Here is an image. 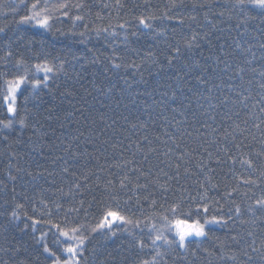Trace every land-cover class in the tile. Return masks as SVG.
<instances>
[{"label":"trees","instance_id":"trees-1","mask_svg":"<svg viewBox=\"0 0 264 264\" xmlns=\"http://www.w3.org/2000/svg\"><path fill=\"white\" fill-rule=\"evenodd\" d=\"M33 3L49 27L19 23ZM0 29V120L15 121L0 125V264H51L44 243L63 256L48 220L86 237L79 264H264V9L0 0ZM174 47L181 55L169 66ZM37 64L53 68L48 88L22 85L10 117L7 81L42 79ZM109 209L133 223L93 232ZM213 216L224 223L179 247L173 221ZM33 220L44 222L34 231ZM161 233L170 243L153 245Z\"/></svg>","mask_w":264,"mask_h":264},{"label":"snow or ice","instance_id":"snow-or-ice-1","mask_svg":"<svg viewBox=\"0 0 264 264\" xmlns=\"http://www.w3.org/2000/svg\"><path fill=\"white\" fill-rule=\"evenodd\" d=\"M245 2L252 4L254 7H259L261 9H264V0H238V3L240 5H243ZM21 3H24V0H21ZM184 4V0H169V6L170 8H176L179 6H182ZM37 3H33L31 5V15H24L20 18L19 23L21 24H26V23H30L33 20L36 21V23L43 28H47L49 27V17L44 16L43 18H38L41 16L40 12H36V11H32L34 9L37 8ZM60 7H65V5H60ZM15 10V9H14ZM44 11V10H42ZM154 18V17H151ZM191 19H195V17H190ZM75 19L79 20L81 19L80 17H75ZM182 23V21H179ZM139 24L141 26H143L144 28H150V25L146 22L145 18H139ZM121 28H124V25H120ZM3 29H0V32H2ZM115 35V34H113ZM133 36L136 35L135 32L132 33ZM125 41H127V36H125ZM196 39V35L193 34L192 40L187 42V47L191 48L192 47V41H194ZM223 47V46H221ZM237 47H239V45H237ZM262 48H264V45H261ZM149 56H151L152 54L149 53ZM181 55V50L178 47H174L170 50V53L167 57V63L169 66H172L174 61L176 59L179 58V56ZM19 64V61H18ZM129 66H133V65H129ZM36 72H43V78H37L35 76L29 77L27 74H25L24 76H20L14 80H10L7 81L8 84V90H7V95L4 96V101L7 104V112L9 113L10 117H14L17 112H18V108H17V91L21 88L22 85H26L28 83H31V89L33 93H36L38 89L41 88V86H43V88H48V81L50 79L49 77V73L53 72V68L48 66V65H39L37 64L36 66ZM113 68H120L121 64L119 63H113L112 65ZM138 67V66H137ZM191 67H196L199 68L201 67V65L199 64V62H195L194 65H189L187 63L184 64V68L185 69H189L191 70ZM262 76H264V73H261ZM176 78L177 79H182L183 77L180 76L179 72H177L176 74ZM196 80L198 83L200 84H204L205 81L201 78V76H197ZM261 88H264V84L260 85ZM209 91H211V89H209ZM67 95H71L70 92L66 93ZM164 95H167V93H164ZM169 99H175V94H173V96L169 97ZM25 100L27 101V97L25 98ZM14 119L10 118L7 120V122L0 120V125H2L4 128H11L14 124ZM19 124L21 128H24L26 126L25 124V118L21 117L19 120ZM245 163H247V161H245ZM251 166V165H249ZM64 171H67V169H64ZM187 171V169L185 170ZM29 175H31V173H29ZM8 179L10 180H15L16 177L9 175ZM109 184H111V181H109ZM122 188L125 187V184L123 183V181L121 182L120 185ZM213 187H215V185H213ZM113 199H115V196L112 197ZM205 196L202 195L201 199H204ZM153 204H155V201H153ZM257 204H259L261 207H264V200H260L257 201ZM19 207V206H18ZM57 207H59V205H57ZM171 212L173 214H175L178 210H179V205H173L171 207ZM197 210L199 211V206L197 208ZM208 207L207 205H205L203 207V211L205 213L208 212ZM239 208H237V212H239ZM13 217H15V213H13ZM165 220H167V217H165ZM44 221H37V220H33L32 224H33V229L35 231V226L39 223H42ZM119 222L121 224H132L133 221L126 218L124 215L120 214V212L118 211H114L109 209L108 211H106L104 218L101 220V222L99 224L96 225L95 228L92 229L93 232L97 231L98 229H102L107 227L109 229V231H112V226L114 225V223ZM46 223H48L49 225H51L52 228L56 229V231L59 233L58 236L54 237V243L56 245H60L61 249H62V253L66 254L68 256L67 259H63L61 254H58L57 251L53 250L48 243H44L43 244V253L45 254V261H51V264H79V261L77 260V253L80 251V247L84 244V240L86 239L85 236L81 235H74L75 233H78L80 231L79 228H70V229H64L61 228L58 224L53 223L51 220L46 221ZM173 226L175 227V232H176V236L178 237V242H179V247L181 249L186 248V241L188 240L189 237H203L206 235L205 230H204V224H209V223H213V224H220V223H224V221H222L221 219H218L217 217L213 216L210 220H206L204 222V224H201L199 222V220H193L191 223H189L187 220L185 219H176L175 221L172 222ZM72 233V234H70ZM48 235V233H43L41 235V237L39 238V241L44 240V238ZM60 237H63L65 240L67 241H75V244H67L64 245V243L61 241ZM164 239L165 243H170L167 239H165L161 234H157L155 239L152 240V244L155 245L156 241ZM143 247V245H141ZM253 251H257V249L253 248ZM159 254V253H158ZM245 255H247V253L245 252ZM233 257H229V259H232ZM248 259L251 260L252 257L248 256ZM261 259H264V256H261ZM143 264H149L148 261H144ZM152 264H155V262L153 261Z\"/></svg>","mask_w":264,"mask_h":264},{"label":"rangeland","instance_id":"rangeland-1","mask_svg":"<svg viewBox=\"0 0 264 264\" xmlns=\"http://www.w3.org/2000/svg\"><path fill=\"white\" fill-rule=\"evenodd\" d=\"M6 106H7V104H6ZM215 225H216V224H213V223L211 224V226H215ZM206 226H209V224H205V225H204V228H205ZM60 239H61V241L64 243V245H67V244H69V243H71V244H75V243H76L75 241H67V240H65L63 237H60ZM81 248H82V246L80 247V251L77 253V257L80 255ZM62 258H63V259H67L68 256H67L66 254H63Z\"/></svg>","mask_w":264,"mask_h":264}]
</instances>
